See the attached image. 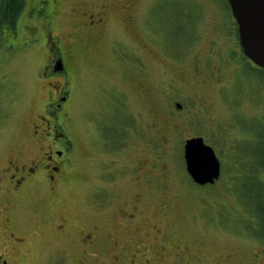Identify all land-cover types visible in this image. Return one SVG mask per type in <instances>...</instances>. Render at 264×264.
<instances>
[{
	"label": "rangeland",
	"instance_id": "rangeland-1",
	"mask_svg": "<svg viewBox=\"0 0 264 264\" xmlns=\"http://www.w3.org/2000/svg\"><path fill=\"white\" fill-rule=\"evenodd\" d=\"M24 2L0 33V258L264 264V170L249 168L264 159V74L242 59L225 0ZM62 90L69 163L17 184L10 162L41 156ZM195 136L220 161L213 184L185 171Z\"/></svg>",
	"mask_w": 264,
	"mask_h": 264
},
{
	"label": "water",
	"instance_id": "water-1",
	"mask_svg": "<svg viewBox=\"0 0 264 264\" xmlns=\"http://www.w3.org/2000/svg\"><path fill=\"white\" fill-rule=\"evenodd\" d=\"M236 23L242 53L254 66L264 69V0H226ZM61 64H55L60 70ZM180 108L179 104H176ZM185 171L197 185L213 184L220 176V161L201 136L191 137L183 144ZM264 222V203L261 209ZM2 264H6L5 261Z\"/></svg>",
	"mask_w": 264,
	"mask_h": 264
},
{
	"label": "flooded vegetation",
	"instance_id": "flooded-vegetation-1",
	"mask_svg": "<svg viewBox=\"0 0 264 264\" xmlns=\"http://www.w3.org/2000/svg\"><path fill=\"white\" fill-rule=\"evenodd\" d=\"M228 11L229 16H232L230 8L228 9ZM233 24H235L234 19ZM8 30L9 28H4L2 31ZM57 63L61 64L60 58L51 59V62H49V64L47 63V65L45 66L46 71L48 73L57 71L55 70V64ZM63 94H65V91L62 90L57 100H55L54 102H49V105L52 107V110L50 107L47 106V108L45 109L46 116L42 117L43 119H46L47 127L44 130L45 137L43 136L44 140H46V145L42 151L41 156L37 158H31L28 163L14 164L10 162V166H12L14 170L12 174L14 175L16 173L19 175L18 179H16L17 184L24 182V180L28 179L31 181H38L41 176L47 181L53 182L56 176L61 172L62 168L68 165V152L70 150V145H68V142L64 135L58 133V129L56 128L58 124H55V117L57 116L58 112L63 108V103L67 98V96H64ZM52 114H54L53 118ZM35 132L37 131L35 130ZM3 261L8 264L7 260L5 259H1V264Z\"/></svg>",
	"mask_w": 264,
	"mask_h": 264
},
{
	"label": "trees",
	"instance_id": "trees-1",
	"mask_svg": "<svg viewBox=\"0 0 264 264\" xmlns=\"http://www.w3.org/2000/svg\"><path fill=\"white\" fill-rule=\"evenodd\" d=\"M225 2L227 5V8L229 9V5L226 0ZM24 3H25L24 0H0V33L2 32L4 28H9V29L15 28L17 19L19 18L24 8ZM234 35H235V39L238 41L236 23L234 24ZM241 54H242V59L248 61V59L244 57L242 50H241ZM249 68L252 71H256V72H260L264 74L263 68H258L254 66L252 63L250 64ZM251 167L252 169H263L264 170V159L256 167L249 165L250 169ZM261 206H262V202H261ZM260 222H261V229H262L263 236H264V222H263V216H262L261 211H260Z\"/></svg>",
	"mask_w": 264,
	"mask_h": 264
}]
</instances>
